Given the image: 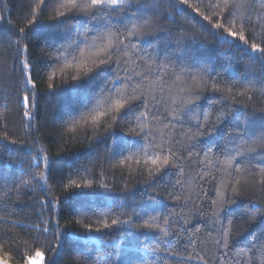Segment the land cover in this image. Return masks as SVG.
Returning a JSON list of instances; mask_svg holds the SVG:
<instances>
[{"label": "snow or ice", "instance_id": "snow-or-ice-1", "mask_svg": "<svg viewBox=\"0 0 264 264\" xmlns=\"http://www.w3.org/2000/svg\"><path fill=\"white\" fill-rule=\"evenodd\" d=\"M9 6L0 0V53H16L0 66V242L16 243L12 229L33 244L52 236L48 264L69 242L74 264H264V107L249 112L251 95L237 106L240 89L264 98V75L252 72L264 69V47L234 30L255 27L253 17L264 21V0H28L16 21L4 12ZM46 13L53 23L41 48L44 96L65 89L73 96L56 130L66 142L68 133L91 128L90 168L76 170L84 172L79 181L71 171L57 181L55 161L33 134L29 106L38 110L44 97L25 54ZM214 45L223 49L219 67L201 56ZM245 57V70H234ZM10 106L23 113L13 132ZM132 160L140 167L119 191L89 179L97 165L115 178ZM137 186L143 200L133 195ZM66 199L79 205L70 215L81 232L73 220L61 224ZM35 257L44 260L39 250Z\"/></svg>", "mask_w": 264, "mask_h": 264}, {"label": "trees", "instance_id": "trees-1", "mask_svg": "<svg viewBox=\"0 0 264 264\" xmlns=\"http://www.w3.org/2000/svg\"><path fill=\"white\" fill-rule=\"evenodd\" d=\"M28 0H9L10 6L5 8L4 12L6 15H10V17L16 21L18 17L23 16L24 12L22 9L27 4ZM191 3L194 5H198L199 0H190ZM191 12V9L188 10ZM195 16V13H192ZM40 24L37 26L36 30L33 32V41L29 45V53L25 54L26 56L30 55V62H35L36 68L33 72V75L36 77L35 82L38 85L40 96L44 98H37L35 101L38 103L39 108L38 110L30 104L29 111L33 114V124L38 125L36 127L35 132L33 133L37 139L40 141V145L43 146L44 149H47V154L51 156L52 160L55 161L53 168L57 173V181L59 180V176H64L65 178L68 177L70 171L72 173V179L80 180V177L84 175V172H79L76 174L77 169H89L90 168V151L92 149V141L84 139L85 131H88L91 134V128L87 125L81 126L77 129L74 133H68V139L65 141H61L60 133L56 130L57 124L56 121L58 117L69 107L73 96L72 93L65 89L62 93L58 95H48L44 96V91L46 89L48 80H47V61L41 58V48L44 44V35L46 34L47 26L52 21L49 20L48 14L39 17ZM197 19H199L197 17ZM165 25V27L173 28L174 26L169 24L167 21H161ZM176 23L183 26L188 27L191 29L192 32L196 33L197 35L201 36V39H204L203 34L200 32L199 28H197L193 24H189L183 17H177ZM264 21L256 20L253 17V24L255 27H242L241 25H237L234 30L237 32L243 31L245 35V39L248 41L249 44L251 43H258L261 47H264V31L261 30V24ZM20 25L17 24V27ZM175 30V29H174ZM177 35L179 32L177 31ZM231 40V38H229ZM239 44V40L236 41ZM5 48L7 45L5 44ZM223 49L220 46H210L205 53H202L201 56L205 59H208L214 62L217 67L220 66L221 57L220 53ZM250 51V49H249ZM15 48L7 49V52L0 53V66H2L3 60L7 59L8 63L11 64L12 57L15 56ZM248 64L247 58L243 61H240L238 64L235 65L234 70L244 71L246 65ZM225 69L229 67L226 63L224 64ZM67 74H72L74 69H67ZM252 72L257 76L264 75V69H261L258 64L252 66ZM62 77H57L56 83H60ZM242 95L237 97V106L243 105L245 102L248 101V96H253L252 101L249 102L248 111H252V105H255L257 108L264 107V98L261 97L259 91L250 92L245 91L244 89H240ZM6 103L4 101H0V111H2V105ZM11 112L5 113L8 116V125L7 130L9 132H13L17 129V127L21 126L20 122L23 120V113L22 110L19 115H16V109L11 107ZM99 110H103V105H101ZM103 120V118H102ZM27 123V121H24ZM117 129L119 126H116ZM3 133V129H0V134ZM19 134V133H18ZM122 134V133H121ZM57 141H59L64 146V151L60 152V149L57 147ZM100 149L103 148L102 145L99 146ZM59 153V155H58ZM145 168L151 167L150 164H145ZM43 167V165H42ZM140 165L136 163L135 160L129 162V164L125 165L122 169L116 170L115 178L112 175V169L108 168V174L106 176H101L100 167L97 165L94 174L90 171L89 172V179L94 180L97 185L100 181L107 183L110 187L114 188V191H119L121 188L125 186V179L128 177L130 169H137ZM123 171L124 179L121 178L120 172ZM145 175L147 173L145 172ZM115 179V184H113V180ZM139 179V177L137 178ZM83 183V181H80ZM131 186V184H129ZM133 195L136 197L137 200H143L144 197L142 195V190L139 186H137L134 190ZM214 195V193H213ZM38 199H43V197H37ZM108 201H96L93 200V206L99 205L103 207L105 204H108ZM79 207L78 203L71 200L66 199L64 200L63 205H61L60 209H58V213L61 217V224H66L69 220H73V228L72 230L75 232H81L82 229L75 225L74 218L70 215L75 209ZM99 226L98 224L94 225ZM12 235L17 237V241L14 245H9L4 242H0V260L6 264H27V257H32L35 255L37 250L43 252L44 260L43 264H48L49 259L53 257V253L48 251L47 249L50 246L51 242L53 241L52 236L47 237V241L44 239H38L35 244H33L30 240L26 238L24 234L21 233L19 229H12ZM35 235V234H33ZM92 235H95L93 233ZM114 239H119V237H114ZM129 241H125V244H128ZM74 243L69 242L64 245L60 254L55 257L56 264H74L76 257L72 256V249ZM95 247V245H92ZM192 264H197L194 260Z\"/></svg>", "mask_w": 264, "mask_h": 264}, {"label": "rangeland", "instance_id": "rangeland-1", "mask_svg": "<svg viewBox=\"0 0 264 264\" xmlns=\"http://www.w3.org/2000/svg\"><path fill=\"white\" fill-rule=\"evenodd\" d=\"M32 257H35V255L32 256ZM27 264H28V262H27ZM33 264H43V261H41L40 258L35 257V259H34V261H33Z\"/></svg>", "mask_w": 264, "mask_h": 264}, {"label": "water", "instance_id": "water-1", "mask_svg": "<svg viewBox=\"0 0 264 264\" xmlns=\"http://www.w3.org/2000/svg\"><path fill=\"white\" fill-rule=\"evenodd\" d=\"M0 264H6V263H4L3 261L0 260Z\"/></svg>", "mask_w": 264, "mask_h": 264}]
</instances>
